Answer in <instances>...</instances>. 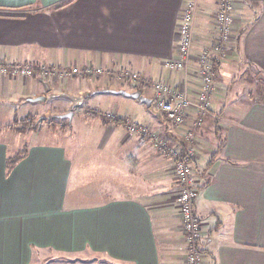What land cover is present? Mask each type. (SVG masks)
<instances>
[{"label":"crops","instance_id":"0c3cea01","mask_svg":"<svg viewBox=\"0 0 264 264\" xmlns=\"http://www.w3.org/2000/svg\"><path fill=\"white\" fill-rule=\"evenodd\" d=\"M235 1L232 31L238 33L228 60L250 67L262 81L264 0ZM188 2L196 5L191 50L195 56L217 39L212 22L216 0H0V59L34 68L39 64L130 68L149 81H165L176 88L185 83L194 98L201 76L163 65L175 56L176 25ZM33 75L0 76V93L24 92L19 96L29 95L31 100L48 94L45 81L54 92L72 93L70 88L76 86L71 76L63 84ZM102 79L104 88L116 89ZM94 86L87 83L73 92L90 93ZM129 87L135 89L134 84ZM106 93L96 91L90 98ZM226 94L216 93L212 100L216 116L196 132L194 211L206 231L200 257L204 264H264V98H225ZM105 109L111 110L109 117L117 118L108 122L123 132L115 151L121 154L117 162L136 176L123 188L114 187L131 195L111 192L106 197L101 190L88 194L81 205L73 198L66 204L71 163L64 159L63 147L26 144L24 158L6 176L9 154L6 145L0 147V264H29L33 249L39 247L65 255L103 254L115 264H185L176 179L172 187L160 190L158 166L144 178L148 167L140 165L156 164L163 155L147 136L126 130L135 122L167 136L166 120L162 124L161 112L135 99ZM145 156L150 162L143 161ZM172 170L167 167L169 174Z\"/></svg>","mask_w":264,"mask_h":264},{"label":"rangeland","instance_id":"374dc122","mask_svg":"<svg viewBox=\"0 0 264 264\" xmlns=\"http://www.w3.org/2000/svg\"><path fill=\"white\" fill-rule=\"evenodd\" d=\"M233 11L232 21L234 20ZM212 20L214 26V17ZM231 28L233 30V22L231 23ZM237 33L238 30L232 31L233 39L230 44H227L228 52L223 51L220 54L219 52H217V54L212 53L209 57L210 64L205 61V64H207L205 67L201 63L204 60L202 50L195 56H192L191 52V56L188 57L187 65L184 69L189 72L195 71V73L200 76L210 75L211 84L213 83V85L210 91L203 93L202 96L199 95L198 99V95L196 94L194 98H190L187 94L188 90L186 85L185 83L183 84V89L180 91L185 93V97L187 96L189 99L190 107L186 109L184 122L181 125L169 122L157 106L159 96H156L155 85L159 80L156 81L155 79L154 81H149L130 68H102L100 73L90 74L92 73L90 72L84 77L79 75L71 76V78H75L72 82H74L76 86L74 89L71 87L69 91L73 94L83 95L85 97V101L80 107L74 108V111H78H73L74 113L70 119L67 117H54L55 115L63 114L69 110L70 101L65 98L45 99L41 102L39 100H29V95L28 97L22 96L23 98H21L19 95L24 92L11 93V95L7 94V92L0 93V147L2 148V146L6 145V154L9 155L16 152V150H20L19 152H21L24 145L26 146L27 144V146H29L31 143H53L59 144L57 146L63 147L66 156L64 159L69 160L71 163L68 178V191L66 193V204H68L71 201V198H73L81 205L85 203L88 194L101 190L105 193L106 197L111 192H117L119 193L118 195L121 196L131 195V192L130 194L120 192L119 189L116 190L114 187L116 186L118 188L121 185L120 188H123L124 185H127V182H130V180H133L136 177L134 173L128 172V170H126L127 168L124 169L123 166L117 162V160L121 159V154L119 153V150L117 154H115V151H117V147L119 146L118 144L123 136L122 128L117 124L108 121L105 122L104 119L115 118L114 115L109 117L111 110L105 109L106 107H110L113 103H119L120 101L131 102L133 99L113 92L97 94L94 98H90V96H92L96 91L106 90V88L100 85L101 78H104L102 79L103 82H109L106 86L110 85V87L116 89H126V91L130 89L129 86L131 84H134L137 89H130V91L137 90L144 98L148 99L153 110L161 112L158 113L159 121L162 124H166V120L169 129V131L166 130V133L169 135L164 136L156 133L155 131H150L148 127L141 125L145 128V131L141 133V136H143V138L147 136L150 141L158 147V150H160L159 153L163 155L156 158V164H153V161L151 166H146L143 163L140 165L142 166V169L148 167V169H146L147 174L144 178H146L147 175H150L151 172L155 173L152 170L158 166L159 172L156 174H158V181L161 184L160 190H165L166 185H170V187H172V181L175 180L174 172L170 173L171 175L173 173V178L170 177V174L167 172V167H170L171 165L173 169V160L176 157L177 152L181 149L183 151L185 149L192 150L193 156L190 157V162L193 166L194 160L198 154V149L196 148V142L198 141L196 132H200L202 130L205 121H209L216 116V114L212 112V100L216 93L223 97V94L226 92L227 97L225 98L234 97L238 99L251 97L256 100L264 98V78L262 77V81H259L254 77V73L250 71V67L245 66L242 63H235L228 60L231 57L230 53ZM206 45L208 46L209 44ZM213 60H218L219 62L212 64ZM221 62L222 65L220 66L219 63ZM192 64L195 66L194 70L190 69L193 68ZM163 65L165 66V62ZM218 65L221 71L219 72V70H215V72H213L212 70L217 68ZM203 68L208 69V71L205 70L204 73H202ZM131 73H136L137 77H130ZM218 73L219 76L217 75ZM0 76L3 78L7 77L2 74H0ZM32 76L34 75L32 74L31 77ZM98 76L101 78H98ZM15 77L23 76H8V78ZM40 77L42 78V76ZM89 77L91 79L90 81L81 80L82 78L87 79ZM95 77H97V79H94ZM67 78L68 77L62 79L63 84L64 80ZM76 79L80 81H76ZM57 80L58 82H61L60 79ZM54 83L53 87L55 85L57 86V83L55 85ZM87 83L98 87L94 86V89H91L90 93L86 94H84V92H77L86 88ZM167 84L170 88L177 89L176 87L171 86L170 83ZM78 87H80V89L73 92ZM57 88L58 86L55 89ZM52 90L57 91L54 89ZM198 90L199 88L197 91ZM206 98H209V105L208 107L201 108V101ZM43 113H49L50 119L37 120ZM93 115L102 116L103 120L99 117L93 118ZM23 118H27V120L22 121ZM107 123L111 125L107 126ZM129 125L130 123L126 125V130ZM113 127H115V131L112 130ZM114 135L115 138H118L115 139ZM170 135L173 137L170 138ZM113 150L114 153L112 152ZM107 154H109L111 158L108 157ZM112 155H115L116 159L112 157ZM112 158L115 160H112ZM144 158L145 159H143V161L150 162L151 160L148 156H145ZM131 165L135 166V163L131 162ZM124 167H126V165H124ZM203 232L206 234L204 227ZM27 244L28 243L25 244V247L28 252L29 249ZM38 249L40 252L38 253L37 258L30 260L31 262L29 264L46 263L50 257H58V255H60L57 251L49 248L40 249L39 247ZM68 256L69 257H66L67 259L74 260V258H82L85 260L84 262H86V259H88L89 256L98 255L84 253L82 255ZM102 258L103 257H100L93 262L89 261L90 263L85 264H109L106 261H102L104 260Z\"/></svg>","mask_w":264,"mask_h":264},{"label":"built area","instance_id":"2783aa9c","mask_svg":"<svg viewBox=\"0 0 264 264\" xmlns=\"http://www.w3.org/2000/svg\"><path fill=\"white\" fill-rule=\"evenodd\" d=\"M235 0H216V11L214 14V27L216 30L217 39L210 48L202 50L204 60L201 62L203 66H207L205 61L209 63L210 55L212 53L223 51L228 52L227 44H230L233 39L231 23L232 11L235 7ZM196 15V5L194 2H188L182 9L177 21L176 31L178 34V41L176 43L175 56L165 61L167 69H182L187 65V59L191 56V49L193 45V22ZM208 69L203 68L202 73ZM36 68L24 64L8 63L0 59V74L5 76L23 77L31 76ZM102 68L86 65L78 67L71 65L69 68L49 67L39 64L37 73L45 80L64 79L68 76L79 75L81 77L94 73H100ZM126 73V72H125ZM129 74V73H128ZM132 78H136V73L130 74ZM202 84L200 90L196 92L202 96L203 93L210 91L211 84L210 75L201 76ZM156 96L158 97L157 106L165 114L166 119L172 124L181 125L184 122L186 109L190 107V101L185 97V93L181 92L183 88L172 89L167 82H156ZM209 98L201 101L200 107H208ZM199 101V100H198ZM200 103V101H199ZM198 103V107H199ZM129 133L141 134L145 131L138 123L130 122L127 127ZM184 149V148H183ZM193 156L192 150H180L177 152L173 160V172L176 183L179 186L178 194L176 196V205L179 216L180 231L182 233V246L185 250V264H204L200 257L199 244L204 239L203 222L194 211V200L197 195L196 177L194 175L193 166L190 162V157Z\"/></svg>","mask_w":264,"mask_h":264},{"label":"water","instance_id":"95a60500","mask_svg":"<svg viewBox=\"0 0 264 264\" xmlns=\"http://www.w3.org/2000/svg\"><path fill=\"white\" fill-rule=\"evenodd\" d=\"M44 86H45V92L48 93L46 96H37V97H34L32 98L31 100H34V101H38V100H44V99H52V98H65L67 99L68 101H70V104H69V110L63 114H59V115H55L54 117L55 118H71L72 115H73V111H74V108H77V107H80L84 101H85V97L83 95H80V94H72L70 92H67V91H60V92H54V91H51V87L50 85L48 84L47 81L44 82ZM103 92H113V93H116V94H120V95H124L126 97H129V98H132V99H135V100H140L142 102H144L145 104H147L148 106L150 105V101L146 98H144L139 91H126L125 89H106L104 90ZM40 119H45V120H48L50 119V114L49 113H44L42 115H40L38 117L37 120H40Z\"/></svg>","mask_w":264,"mask_h":264},{"label":"trees","instance_id":"16d2710c","mask_svg":"<svg viewBox=\"0 0 264 264\" xmlns=\"http://www.w3.org/2000/svg\"><path fill=\"white\" fill-rule=\"evenodd\" d=\"M215 63H217V60L215 61V60H213L212 61V64H215ZM216 67V66H215ZM36 68V72L34 71V73L33 74H35V73H37V67H35ZM213 69H214V66H213ZM215 70H216V68L214 69V70H212L213 72H215ZM200 86V85H199ZM135 89H137L136 87H135ZM199 90H200V88H199ZM198 90V91H199ZM134 91V90H133ZM137 91V90H136ZM197 91V92H198ZM197 95V94H196ZM162 112V111H161ZM164 114V113H163ZM164 116H165V114H164ZM97 117H99L100 119H102V116L100 117V116H98V115H93V118H97ZM166 117V116H165ZM116 118H109V119H104V121L105 122H107V121H111V122H113V121H117V120H115ZM24 120H27V118H23L22 119V121H24ZM103 120V119H102ZM9 127H11V126H9ZM169 137V136H168ZM20 151V150H19ZM18 150H16V152L15 153H13L12 155H8V156H6V158H5V162H4V171H5V176L6 175H8L10 172H11V170L14 168V166L21 160V159H23L24 158V156H25V154H26V146L24 145V147L22 148V150H21V152H19ZM195 201V200H194ZM199 249V248H198ZM40 251L39 250H37V249H33V251H32V259L33 258H37V256H38V253H39ZM87 254H92V253H87ZM80 255H82V254H80ZM98 256H89V258L88 259H86V262H84L85 260H83L82 258L81 259H77V258H74V260H70V259H67L66 257H69L68 255H65V254H60V255H58V257H55V256H53V257H50L49 258V260L46 262V263H41V264H57V263H60V264H69V263H71V264H74V263H79V264H85V263H90V262H93V261H95V260H97L98 258H100V257H103L102 259H104V260H102V261H106V262H108L109 264H115V263H113V262H109V260L107 259V258H105V256L103 255V254H97ZM52 256V255H51ZM31 259V260H32ZM90 261V262H89ZM31 262V261H30Z\"/></svg>","mask_w":264,"mask_h":264}]
</instances>
